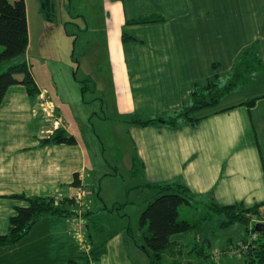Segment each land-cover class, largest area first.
<instances>
[{"label": "crops", "instance_id": "0c3cea01", "mask_svg": "<svg viewBox=\"0 0 264 264\" xmlns=\"http://www.w3.org/2000/svg\"><path fill=\"white\" fill-rule=\"evenodd\" d=\"M25 1L31 35V19L35 24L38 18L42 29L46 22L41 0L37 6ZM103 1V22L102 18L98 24L89 22L81 30H95L101 36V76L87 74L89 68L81 61L84 50L75 62L76 74L84 70L83 77L89 78L85 82L94 90L83 84V77L75 76L67 93L59 79H34L38 95H29L23 85L12 86L0 108V235L7 234L17 208L28 206L13 196L75 199L78 210L72 218H42L17 245L0 249V264H68L90 250L92 243L107 244V253L97 264H136L128 249L135 241L130 213L139 211V227L142 207L130 197L150 192L155 198L157 185H185L195 193L191 207L201 206L205 212L211 201L246 207L264 203V73L255 86L198 112L197 124L172 128L163 123L139 126L128 122L133 116L151 120L182 110L185 95L195 86L227 78L239 57L255 43L264 64V0ZM149 15L165 21L128 24ZM123 34L136 41L124 43ZM90 51L96 49L91 45ZM27 54L23 60L28 63ZM254 100L253 107L247 106ZM108 126L118 158L115 165L126 169L121 177L137 178L138 184L124 188V202L110 203L102 192L97 203L88 189L102 179L93 165L101 160L91 157L81 134L89 128L99 142L94 153L103 146L105 157L109 149L102 131ZM58 129L74 136L76 144L41 146ZM119 170L118 166L115 172ZM76 177L81 187L75 186ZM260 212L264 214V206ZM106 220L111 224H104ZM208 235L212 247L222 241L212 232ZM182 238L177 236L173 242L184 251L189 240ZM224 241L232 243L230 237Z\"/></svg>", "mask_w": 264, "mask_h": 264}, {"label": "trees", "instance_id": "16d2710c", "mask_svg": "<svg viewBox=\"0 0 264 264\" xmlns=\"http://www.w3.org/2000/svg\"><path fill=\"white\" fill-rule=\"evenodd\" d=\"M52 5L54 6V0H41V9L47 18L50 17L48 12ZM163 21H165L163 17L149 15L130 21L128 24L143 25ZM122 40L124 43L136 41L126 34H123ZM29 43L26 1L0 0V108L12 86H25L31 96H36L39 93L31 69L27 61L23 60L27 54ZM19 58L21 61L18 64H9ZM261 73H264V64L261 61L258 43H255L243 52L227 78H217L205 86H195L185 95L182 110L164 114L151 120H143L139 116H133L128 122L139 126L163 123L172 128L178 127L181 123L197 124L199 119L195 115L198 112L217 107L225 97L240 89L255 86L258 82L257 77ZM255 102V100L251 101L247 103V106L253 107ZM50 144L75 145L76 139L65 130L58 129L49 138L41 141V146ZM137 169L134 170L133 174L137 172ZM74 184L81 187V181L78 177H76ZM154 188L157 190V195L154 200L148 202L146 210L141 214L139 227L145 243L143 249L150 256L151 264H159L165 254H169L174 259L184 254L183 246L173 242L175 237L189 234L202 221L210 219L205 216L198 223H194L193 218L191 221L187 217V220L181 219V210L191 207L196 198L195 193L185 185L168 183L154 186ZM13 198L26 201L28 206L17 208L16 215L10 219L7 234L0 235V249L17 245L30 233L33 226L45 216L57 215L72 218L78 214L75 199L56 201L54 198H31L23 195L13 196ZM263 206L264 203L253 207H246L244 203L221 206L213 201L205 205L209 216H218L223 220L220 225L222 229H227L236 223L245 226L246 237L240 245L245 240L247 242L250 239L247 246L250 248L247 250L248 255L241 254L239 257L243 255L247 264H264V233H258L256 224L252 223L253 216L260 215V208ZM85 217L87 218L88 214ZM254 234H258V239H252ZM198 243L200 241L197 240L192 250L198 248V255H202L206 250V245L202 246ZM187 246L189 245L186 244L185 248ZM244 252L246 251L244 250ZM106 253V243H92L89 252H82L79 258L68 264H97ZM175 263L179 264L176 261ZM187 264L195 263L188 262Z\"/></svg>", "mask_w": 264, "mask_h": 264}, {"label": "rangeland", "instance_id": "374dc122", "mask_svg": "<svg viewBox=\"0 0 264 264\" xmlns=\"http://www.w3.org/2000/svg\"><path fill=\"white\" fill-rule=\"evenodd\" d=\"M28 1L32 5L37 6L38 4V0ZM103 5V0H54V6L52 5L48 12L50 13V17L47 18L46 14L43 13L46 22L44 24V29L41 28L42 24L40 25L38 18L36 19L35 24L33 19H31V24H33L34 27L30 35L27 56L28 64L34 79H41L42 81L43 79H59L58 82L60 81L61 89L67 93L75 76L76 79H80L85 74L84 70H82L80 74L78 72L76 74L77 66L75 69V62L79 60L78 58L81 56L82 50L86 52V54L81 57V61H83L89 68L87 74H90L95 78L101 76L99 74L101 72L100 62L104 59V53L101 50V47L104 46H101V43L98 42L101 39V36H99L98 32L95 30L88 33H82L81 30H84L89 22H96L97 24L103 22L105 16ZM101 18L102 20L100 22ZM88 39H92L91 43H87ZM76 42H78V44ZM91 45L96 51H90ZM20 61L21 58L13 60L9 64H18ZM102 66L105 65L102 64ZM101 70L105 72V67ZM102 74L107 76L106 73L102 72ZM86 79L89 78L86 77ZM86 79H81L83 84L88 85L89 88L93 89L90 83L85 82ZM51 88V92L55 93L56 89H54L52 82ZM103 131L102 138L105 142L106 149H109V152L105 157L103 155V146L100 148L98 154L94 153V149H97L99 142H95V139L92 136L94 133L89 132V128L86 127L81 134V138L87 143L85 146H88L87 148L90 147L89 150L91 151V157L98 156L100 158L101 161L93 162V165L96 167L98 174L103 175L102 179L98 181L97 186L88 189V195L91 194L97 203L102 200L103 194L104 197H106V201H109L110 203L115 199L117 202H124V188H134L138 184L136 181L137 178L126 179L125 175L123 178L121 177L126 169L124 165H121L120 163V165H115L118 158H116V150L114 151L112 149L111 142L109 141V126L103 127ZM104 161L113 165L105 163ZM118 166L120 167L119 173L115 172ZM102 168L104 169L102 170ZM110 168L112 169L111 174L105 177V174L108 173L107 170ZM148 193L150 192L136 193L130 197L131 201L134 200L137 204L141 205V214L146 210L148 202L154 200V198L150 197V194L148 195ZM87 211L88 210H86V212ZM181 212L182 220H187V218H189L188 220L191 221L193 218V222L198 223L199 220H202L205 216H208V219L210 220L202 221V223L195 227L192 232L183 236V238H188L189 241L187 244L189 246L185 248L182 256H178L177 259H174L169 254H165L159 264H176L175 261L179 264H187L190 261L199 262L200 264H247L243 255L239 257L237 254H231L232 250L239 251L238 253H243L245 250L246 252L243 254L248 255L247 250H249L250 246L248 248L247 246L250 239L247 242L245 240L246 243L244 242L240 245L246 236V228L243 224L236 223L227 229H222L220 225L223 220L218 216H209L201 206L183 208ZM186 213L189 214L186 215ZM130 214L131 218L134 219V224L136 226L132 225V231L134 233L133 238L135 241L134 243H131L128 249L135 259L136 264H151L150 256L143 249L145 247L143 234L138 227L139 211L131 210ZM89 215L90 214H88V216ZM107 215L108 214H106V216ZM108 218L111 219L113 217ZM255 220L257 221V224L258 222L263 223L264 214L253 216L252 223H254ZM100 221H104V218L100 219ZM105 222L106 223L104 224L106 225L111 224V221L106 220ZM203 223L204 225H202ZM112 228L113 227L109 226L107 229H111L112 231ZM210 232L215 234L214 237L217 235L218 238H222V241L213 244V247L210 246V239L206 238ZM257 236L258 234H254L252 239H258ZM225 237H230L232 243H227L226 241L223 242ZM197 240L200 241L198 244L202 246L206 245V250L202 256L198 255V248L192 250L193 245L197 243ZM216 254L219 255V258L215 257Z\"/></svg>", "mask_w": 264, "mask_h": 264}, {"label": "water", "instance_id": "95a60500", "mask_svg": "<svg viewBox=\"0 0 264 264\" xmlns=\"http://www.w3.org/2000/svg\"><path fill=\"white\" fill-rule=\"evenodd\" d=\"M256 231H257L258 233H264V224H263V223H258V224L256 225Z\"/></svg>", "mask_w": 264, "mask_h": 264}, {"label": "built area", "instance_id": "2783aa9c", "mask_svg": "<svg viewBox=\"0 0 264 264\" xmlns=\"http://www.w3.org/2000/svg\"><path fill=\"white\" fill-rule=\"evenodd\" d=\"M258 223H259V222H258ZM260 223H262V222H260ZM254 224L257 225V221H256V220L254 221ZM263 224H264V222H263ZM87 252H89L88 249H87ZM238 252H239V251H233V250H232L231 254H237V255H239V256H240L241 254H243V253H238ZM218 256H219L218 254L215 255L216 258H219Z\"/></svg>", "mask_w": 264, "mask_h": 264}]
</instances>
